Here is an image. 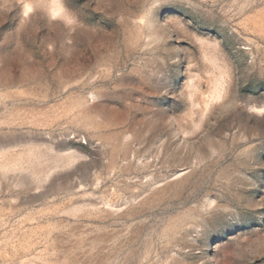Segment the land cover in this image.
Here are the masks:
<instances>
[{
    "label": "rangeland",
    "instance_id": "rangeland-1",
    "mask_svg": "<svg viewBox=\"0 0 264 264\" xmlns=\"http://www.w3.org/2000/svg\"><path fill=\"white\" fill-rule=\"evenodd\" d=\"M0 264H264V0H0Z\"/></svg>",
    "mask_w": 264,
    "mask_h": 264
}]
</instances>
